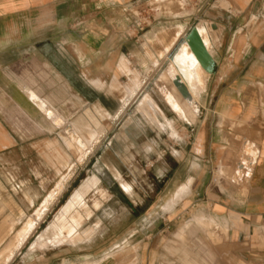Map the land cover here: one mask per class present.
<instances>
[{
	"label": "crops",
	"instance_id": "0c3cea01",
	"mask_svg": "<svg viewBox=\"0 0 264 264\" xmlns=\"http://www.w3.org/2000/svg\"><path fill=\"white\" fill-rule=\"evenodd\" d=\"M168 1L0 0V75L12 81L10 74L4 71L9 70L12 58H39L42 54L49 57L50 51L41 49L43 42L60 39L72 41L76 38L80 42V63H91L90 53H95L97 58L101 56L102 63L106 54L112 59L107 61L108 66L112 64L114 67L110 81L99 76L87 78L94 88L100 90L93 81L97 84L106 82L108 85L115 78L122 86H129L132 75H141L139 87L128 96L129 101L142 89L143 73L157 70L162 60L169 61L165 70L180 66L186 54L192 67L199 65L185 40L169 57L184 33L182 26L175 32L173 40L153 59L141 49V22L147 26L168 25ZM210 1H206L191 18L184 14V8L179 5L174 8L176 12L171 20L177 24L184 25L192 20L205 25L207 39L202 34L199 36L209 54L208 76L199 93L198 113L192 121L178 118L172 110V118L165 115L173 121L179 136L174 141L165 132L168 142L163 152L175 158L176 165L172 168L168 160L164 159V169L167 174L170 170L175 171V174L172 178L167 176L162 182L159 195L144 194L130 199L135 208L133 212L136 213L134 221L145 219L148 224L142 227L129 226L123 230L99 227L90 241L72 245L65 240L73 238L67 236L58 243L31 249L37 240H43L41 236L45 232L51 240L58 235L59 231L51 227L54 222L59 224L63 218L67 223L78 214L83 215V219L88 216L85 211L88 208L86 192L98 186L99 180L94 178L85 192L73 198H70L71 193L66 198L52 221L26 247L29 236L39 225L32 229L29 226L19 240L20 249L15 250V255L10 251L6 255L8 260L3 262L2 257L0 264H98L100 261H90L95 253L108 248L114 250L123 244L124 249H135L133 254L122 262H113L109 257L100 264H163L160 262L163 259L158 258L156 252L165 248L161 236L174 219L188 212L190 206L207 208L215 225L227 227L233 264H264V0H218L216 7L209 8ZM223 1L227 5H221ZM127 10L128 15L124 13ZM154 14L160 16L155 17ZM74 26H78V29L71 32ZM126 26H130L128 31ZM42 27H48L49 31L42 32ZM141 68L145 69L139 71ZM121 74L127 76L128 82L121 81ZM3 87L6 88L5 85ZM107 88L104 90L107 91ZM18 90L20 96L14 95L11 100L26 117L29 118L31 111L29 106H34L41 114L39 105L29 91L39 99L49 101L60 112L30 81L19 82ZM4 105H8V99L0 98V106ZM125 105L121 103V110ZM0 127V249L3 251L14 241L22 221L46 198L50 200V209L66 189L69 179L64 181L65 188H62L61 193L55 192L56 184L52 192L42 195L45 183L41 178L40 163L27 162L25 147L18 145L1 119ZM38 127L42 130L41 126ZM9 136L13 141L7 145ZM47 147L51 151L46 154L48 159L51 162L56 159L61 165L58 169L67 168L64 164L70 161L66 154L59 151L52 140L47 142ZM242 147H252L256 151L250 163L251 168L239 163V155L244 150ZM93 149L88 150V154ZM235 166L232 173L235 180L229 179ZM185 184L189 186V191L181 196L173 210L165 211L164 206ZM102 197L94 200V206H100L106 195ZM37 221L35 223L39 224L40 220ZM79 233L82 231L77 228ZM125 234L129 237L115 244ZM137 235H141V238ZM196 260L198 264H212L210 258Z\"/></svg>",
	"mask_w": 264,
	"mask_h": 264
},
{
	"label": "rangeland",
	"instance_id": "374dc122",
	"mask_svg": "<svg viewBox=\"0 0 264 264\" xmlns=\"http://www.w3.org/2000/svg\"><path fill=\"white\" fill-rule=\"evenodd\" d=\"M154 1L155 0H152V3H154ZM206 1L207 0H169L167 11L170 20L168 25L157 24L147 26L145 22H141L140 28L142 30L139 34L141 36V49H144L143 51H146L153 59L155 55L160 54L166 44H169L173 40L174 34L180 26L184 28V33L169 54V57L176 50V47L183 40H186V36L196 25L197 28L201 29L202 34L206 36L207 29L204 24L199 23L201 21L192 22L191 20L187 22V24L181 25L177 24L175 20H171L174 16V12H176V9H174L176 5L184 8V14L188 15V18H191L194 17L193 15L197 13L199 8L205 5L204 3ZM222 3L221 5H227L225 1ZM217 4L218 0H211L209 8L216 7ZM157 6L159 5H153V7ZM124 13L128 15L129 11L127 10ZM154 16L159 17L160 15L154 14ZM129 27L130 26H126L127 31ZM71 29H69L71 32L77 31L78 26H74V28ZM89 29H91V26H89ZM41 31L48 32L49 28L42 27ZM148 32H150L151 35H148ZM148 36L150 38H148ZM79 43L80 42H78L76 38L72 41H63L60 39L56 42H43L41 43V49L46 52L50 51L49 57L42 54L39 58H12L10 59L11 65L8 68L9 70H4L10 74L9 77L12 81H8L5 76L0 75V98L8 99V105L0 106V119L3 121L9 133L14 135L18 145L25 147L27 162L40 163L41 178L45 183L42 187V195L47 194L49 191L52 192L51 190L56 184L58 185L55 192L61 193L64 187V181L69 179L66 189L56 199L49 210L48 205L50 200L46 198L45 201L39 205L40 207H36L31 215L22 221L19 232L17 231L18 233L15 234L14 241L3 251L0 249V259L3 257V262L8 260V256L6 257V255H8L10 251L15 255V250L17 248L20 249V247H18L19 240L23 237L29 226L32 229V227L39 225L33 235L29 236L30 238L26 242V247L34 238L38 237V234L44 230L59 211L67 194L70 195L89 175L93 174L99 181L97 187L87 192L88 199L86 205L88 208H85V210L88 216L83 219V215L81 216L80 214L79 223H77L76 220H72L70 226L67 225L61 228L57 238L53 240L49 239L50 241L37 240L32 244L31 249L39 246H47L51 243H58L67 236L73 238L65 240L72 245L79 242L90 241L94 236L95 229L99 227H105V229L110 228L112 230H123L129 226L142 227L147 225L148 220L145 219L134 221V215L136 213L133 212L135 208L133 203L130 202V199H134L135 196H143L144 194L150 196L159 195L162 182L167 179V176L172 178L175 174V171L171 170L170 173L167 174L164 169V167H166L164 159L168 160L172 168H175L176 165L175 158L163 152L168 142L165 132H168L171 136L169 137L174 141H177L179 138L174 128L173 121L166 117L169 116L172 118L174 113L176 115L172 100L169 99V83L165 81L166 84H164L161 79L164 73L162 71L166 69L167 63L169 62L168 59L162 60L161 65L157 70H154V72L143 73L142 89L127 101L128 96L138 89L141 75H132L130 82L131 89L122 86L117 78L112 79L108 85L106 82L97 84L93 81L92 83L97 85L100 90L94 88L87 82V78L99 76L104 80L110 81L114 67L112 64L108 66L107 61L112 59L106 54L104 63H102L103 58L101 56L97 58L95 53H90L89 59L92 62L88 65L84 61L80 63L79 60H81V58H79L78 54V49H80ZM183 59L185 60V57H183ZM184 60L181 61L182 66H185L183 64ZM144 69L145 68H141L139 71H143ZM120 79L124 83L128 82V78L124 74L120 75ZM23 80L30 81L32 86L43 96L49 98L53 102L54 107L69 120H75L79 117L84 107L79 102L83 101L91 108H99L102 106V108L109 113V116L105 119L103 126L96 133L94 138H71L66 131V128H70V126L66 124L62 128L50 127L48 124L50 118L46 116L41 108L40 114L34 106H29L31 111L27 114L30 119L19 112V106L11 100V97L14 95L20 96L18 87L19 82ZM203 83L204 82L201 83V81H196L193 83V86L196 88L202 86L203 88ZM4 85L6 88L3 87ZM105 87H108V92L104 90ZM29 93L37 103L38 97L33 95L31 91H29ZM145 98L146 100H144ZM167 99H169V102ZM120 101L123 105H125L127 101V104L122 110L120 108ZM166 120L171 121L172 127L166 124ZM160 123L165 125V127L160 126ZM38 126H41L42 130H40ZM3 133L5 134L6 132ZM82 133L85 134L84 131H80L81 135ZM80 139L82 142L81 144L85 147L83 149L86 151L94 148L93 152L89 153L87 157L83 156L84 150L82 151L77 143ZM49 140H52V142L57 145L59 151L62 150L66 154L68 161H70L69 164L67 161L66 164H64L67 168L58 169L61 168L58 161L54 159V162H51L48 159L46 154L51 153L47 147V142ZM12 141V138L9 136L7 145L12 143ZM235 169L236 166L231 172L229 179L233 178L232 173H234ZM188 191L189 186L185 184L181 190L178 191L179 193L177 192L178 194L176 193L171 197L164 206V210H173L178 200L182 198L181 196ZM104 193L106 198L102 200L100 206H94V200L98 197L103 198L102 195ZM76 211L80 212L79 209ZM45 212L47 214L44 217L43 215ZM200 212H204V217H208V219L205 218L204 224L201 226L202 229L199 228L198 231H196L195 238L201 240L205 254L210 258L212 264H233V262H231V254L228 245L227 227L222 224L215 225L214 219L209 216L210 212L208 209L202 206L196 208L190 206L185 215L172 221L165 233L161 236L165 248L156 251L158 252L157 257L163 259L160 260V262L163 264H183L182 257L184 252L189 251L195 254V248L201 246L196 242L195 238H190L184 232L179 233V235L177 234L183 223L191 219L193 213ZM37 220H40L39 224L35 223ZM76 228L82 231V233L77 234ZM206 229L216 231L218 236L215 239L212 237L211 239H207L204 232ZM86 230L88 233H84ZM140 236L141 235H137V237L141 238ZM125 237L128 238L129 235H121L122 239H118L119 241L115 244L121 243V240ZM192 240L195 241L193 242ZM191 243L197 244L198 246L196 245L195 247L194 244ZM123 247L124 244L114 250L108 248L99 251L90 258V261H100L98 263L100 264L104 259L111 257L110 260L113 262L115 260L122 262L124 258H127L135 251V249H130V247L125 249ZM89 264L96 263L91 262Z\"/></svg>",
	"mask_w": 264,
	"mask_h": 264
},
{
	"label": "bare ground",
	"instance_id": "6f19581e",
	"mask_svg": "<svg viewBox=\"0 0 264 264\" xmlns=\"http://www.w3.org/2000/svg\"><path fill=\"white\" fill-rule=\"evenodd\" d=\"M209 28H210V26H209ZM196 31H197L198 35L202 34V31H201L200 28L196 27ZM203 36H204L205 40L208 37V36H205V35H203ZM185 43L188 46V48L190 49L192 55L195 57L196 61L204 69V67L201 65L199 59L197 58L195 53L192 51V49L190 48V46H189V44L187 43L186 40H185ZM203 43H204V41H203ZM188 59H189L188 55L186 54L185 55V60H184V63H183L185 66H182V64L180 66L175 64L177 70L173 69V68L171 70L170 69L165 70L163 75H162V77H161V79L164 82V84H166L165 81H167L169 83L168 84L169 85V89H170V91H169L170 92L169 99L172 100V104L174 105V109L176 111L177 117L182 119V120H190V121H192L194 119L196 113H198V105H197L198 102L197 101H198V98H199V90L202 88V86H200V87L198 86L197 88L194 87L193 83H195L196 81H198V82L201 81V83L204 82V80L207 77L208 73H207V71L205 69L203 70L199 65H196V66L192 67V64H189ZM172 61H174L173 58H172ZM191 63H192V61H191ZM175 81H178L177 85H176ZM20 83H21V81H20ZM125 87L127 89H131V85L130 84H129V86H125ZM124 98H126V97H124ZM169 99H167L168 102H169ZM144 100H146V98ZM37 103L40 106V108L44 111L46 116L50 118V121L48 122L50 127H54V128L61 127L62 128L66 124H68L70 126V128H66L68 136L71 137V138H75L76 137V139H78L77 137H79V138L80 137L81 138L82 137H90V139L94 138L96 133L103 126V123H104L105 119L109 116V113L104 108H102V107L91 108V107H88L87 103H85L83 101V102H79L81 105L84 106L83 109H82L81 114L79 115V117L77 119H75V120H73V119L69 120L62 113H60L57 110H55L51 106V104L48 103L47 100L44 101V100H41V99L38 98L37 99ZM141 107H143V106H141ZM147 117H149V116H147ZM166 124L169 125L170 127H172L171 121L166 120ZM159 125L162 126V127H165V125H163L161 123ZM80 131H84L85 134L82 133V135H81ZM77 143L79 145V148L82 151L84 150L83 151V156L87 157L88 151L83 149L85 147L81 144L82 143L81 139L78 140ZM241 151H242V153L239 155V163L244 165V167L246 166V167H250L251 168V164L250 163H252V161L254 160V157L256 155L255 149L250 147L249 149L245 148L244 150H241ZM239 168H238V170L241 169V168L240 169ZM236 173L238 174V172H236ZM94 178H95L94 175L91 174L86 179H84L82 181V183L73 190L72 194L70 195V198H73V197L78 196L79 194L85 192L87 190L88 186L90 185V180L94 179ZM238 182H240V181L238 180ZM93 183H94V181H93ZM70 201H71V199H70ZM68 208H70V207H68ZM204 214H205L204 212L193 213L192 216H191V219L189 221L184 222L183 225L180 227L177 235H179V233L184 232L190 238H195L196 231H198V229L201 228V226L204 224L205 218L208 219V217H204ZM79 218H80V214H78L75 217H72L71 221L72 220H76V222L79 223V221H80ZM210 218H212V217H210ZM71 221L66 223V221L63 220V218H62V221L59 224H56L54 222L51 225V227L55 228L56 230H58L60 232L61 228L65 227L67 225L70 226ZM219 224H220V222H219ZM66 228H68V227H66ZM88 229H90V228H88ZM76 230H77V228H76ZM204 232L206 234L207 239L208 238L211 239V237L215 239L218 236L217 232L212 230V229L211 230L206 229V230H204ZM57 236L54 237V239L57 238ZM41 238L43 240H49L50 239L48 237V235H46V232L41 236ZM43 240H41V241H43ZM195 240L201 246L199 248H195V251H196L195 254H192L189 251L184 252L183 257H182L183 264H198L199 262L196 260L197 258H200V259L209 258V257H207V254H205V252L203 250L204 248L202 246L203 244H202L201 240L197 239V238H195ZM195 240H192V241L194 242ZM191 244H194V243H191ZM196 245L197 244H194L195 247H196ZM194 246H192V247H194ZM192 259H194L195 261L192 260ZM202 263H207V262H202Z\"/></svg>",
	"mask_w": 264,
	"mask_h": 264
},
{
	"label": "water",
	"instance_id": "95a60500",
	"mask_svg": "<svg viewBox=\"0 0 264 264\" xmlns=\"http://www.w3.org/2000/svg\"><path fill=\"white\" fill-rule=\"evenodd\" d=\"M186 41L199 59L204 69L208 70L209 54L205 49L203 41L196 31V27H194V29H192V31L186 36ZM175 83L177 85L178 81H175Z\"/></svg>",
	"mask_w": 264,
	"mask_h": 264
},
{
	"label": "trees",
	"instance_id": "16d2710c",
	"mask_svg": "<svg viewBox=\"0 0 264 264\" xmlns=\"http://www.w3.org/2000/svg\"><path fill=\"white\" fill-rule=\"evenodd\" d=\"M68 195H69V194H67V196H66V197H68ZM66 197L64 198L63 202H65V200H66Z\"/></svg>",
	"mask_w": 264,
	"mask_h": 264
},
{
	"label": "built area",
	"instance_id": "2783aa9c",
	"mask_svg": "<svg viewBox=\"0 0 264 264\" xmlns=\"http://www.w3.org/2000/svg\"><path fill=\"white\" fill-rule=\"evenodd\" d=\"M207 1H209V0H207Z\"/></svg>",
	"mask_w": 264,
	"mask_h": 264
}]
</instances>
